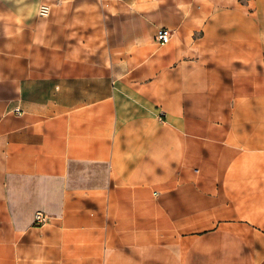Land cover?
Listing matches in <instances>:
<instances>
[{
	"label": "crops",
	"instance_id": "crops-1",
	"mask_svg": "<svg viewBox=\"0 0 264 264\" xmlns=\"http://www.w3.org/2000/svg\"><path fill=\"white\" fill-rule=\"evenodd\" d=\"M4 55L0 264H264L228 233L264 199V0H0Z\"/></svg>",
	"mask_w": 264,
	"mask_h": 264
},
{
	"label": "rangeland",
	"instance_id": "rangeland-1",
	"mask_svg": "<svg viewBox=\"0 0 264 264\" xmlns=\"http://www.w3.org/2000/svg\"><path fill=\"white\" fill-rule=\"evenodd\" d=\"M13 46H6L5 49H13ZM1 59V57H0ZM2 61H0L1 63H11L12 60L10 59L9 56L4 55L2 57ZM0 77H1V72H0ZM1 98V95H0ZM227 186H231L230 187V191L232 192V194L230 195V198L226 201H224L225 204H230L232 202H236V203H246L243 202L242 200L238 199L239 193L237 191V189H232V185H227ZM262 188L259 189H254L256 191L261 190ZM237 191V192H236ZM235 194V196H234ZM256 194V193H254ZM248 204H247V208H248V215H244V216H240V217H236L235 219H232L235 222H242L243 223V230H240V227L233 229L232 232H228L230 233L229 238L231 239V241L233 243H237L239 241H241L242 243H244L242 241V239L244 241H249V243H253V239L258 240V239H262L264 238V199H256V197H252L251 195H249V199H248ZM219 218V217H217ZM247 224V225H245ZM206 225L202 224V227H204ZM230 230V229H229ZM205 232V231H204ZM204 232H201L204 233ZM204 241H208V238L205 237ZM251 244H249L250 246ZM254 245V244H253ZM203 254V253H202ZM235 264H239V263H235Z\"/></svg>",
	"mask_w": 264,
	"mask_h": 264
},
{
	"label": "built area",
	"instance_id": "built-area-1",
	"mask_svg": "<svg viewBox=\"0 0 264 264\" xmlns=\"http://www.w3.org/2000/svg\"><path fill=\"white\" fill-rule=\"evenodd\" d=\"M48 13V9L46 6H43L41 9V14ZM172 37V32L168 27H160L156 39L161 43H167ZM49 215L43 211H37L35 214V222L36 223H44L47 219H49Z\"/></svg>",
	"mask_w": 264,
	"mask_h": 264
}]
</instances>
